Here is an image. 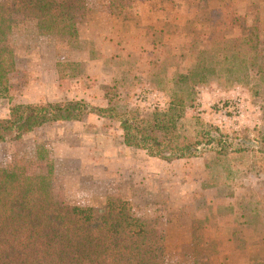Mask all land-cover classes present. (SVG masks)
Masks as SVG:
<instances>
[{"label":"trees","instance_id":"obj_1","mask_svg":"<svg viewBox=\"0 0 264 264\" xmlns=\"http://www.w3.org/2000/svg\"><path fill=\"white\" fill-rule=\"evenodd\" d=\"M130 1L134 0H112L114 5ZM87 7V0H8L0 5V97L9 96L17 70L15 49L5 43L15 19L34 21L39 30L77 46L78 15ZM208 22L205 30L188 36L179 32L168 36L148 27L144 39L133 47L143 56L152 55L145 61V72L160 76L163 90L169 93L165 110H156L149 118L138 109L121 110L116 103L119 87L106 85L107 106L85 99L12 105L8 116L0 117V144L20 141L50 124L97 116L118 123L124 144L150 157L186 162L200 158L198 169L207 176L208 216L214 223L206 217L193 220V243L205 247L195 264H230L232 257L234 264H264V196L253 207L247 190L229 205L226 200L235 198V193H223L227 181H210L223 178L228 161L264 159V131L225 133L210 126L192 133L180 127L198 87L239 73L264 81L263 30L239 16L229 2L209 11ZM258 168L264 172V162ZM54 178L50 159L42 174L31 173L15 157L0 166V264H167L166 226L172 215L145 216L113 197L99 210L58 202ZM218 226L229 228V245L211 234Z\"/></svg>","mask_w":264,"mask_h":264},{"label":"rangeland","instance_id":"obj_2","mask_svg":"<svg viewBox=\"0 0 264 264\" xmlns=\"http://www.w3.org/2000/svg\"><path fill=\"white\" fill-rule=\"evenodd\" d=\"M227 2L249 23L259 24L264 38V0H134L124 5H114L112 0H87V9L78 15L80 41L77 46H69L52 33L39 30L34 21L17 17L5 41L15 49L17 70L11 79L9 96L0 97V117L8 116L12 105L59 102V98L80 100L86 96L85 100L93 105L107 106L103 87L113 84L120 90L116 103L121 110L138 109L146 118L156 110H165L169 93L163 90L160 76L145 72V61L152 55L143 56L133 47L144 39L148 27L163 30L168 36L203 31L209 23V11ZM7 3L8 0H0V5ZM196 91L195 103L180 121L183 131L194 133L210 126L225 133L254 135L264 131L262 78L251 74L246 79L243 73L225 75ZM95 120L121 131L118 123L97 116L83 123L88 125ZM63 124H50L20 141L1 143L0 166L15 157L23 160L31 173L42 174L46 171V160L50 159L54 162L58 202L99 210L113 197L127 202L145 216L160 214L166 219L172 215V223L166 226L167 264H195L204 255L205 247L193 243L192 231L195 217L201 220L206 217L207 222L214 223L208 216L209 199L204 196L207 176L198 169L202 159L168 161L158 180L160 186L154 185L144 171L136 174L127 169L128 163H125V169H120L113 179L104 180L105 187L97 188L89 174L80 177L77 161L60 162L56 158L57 133H62L59 125ZM263 162L262 156L228 161L222 170L223 178L210 181H227L223 193H235V198L226 200L229 205H234L236 197L250 190L254 207L264 196V172H258V165ZM66 176L71 180L69 188L65 187ZM156 186L162 189L156 190ZM211 234L230 244L229 228L218 226L211 229ZM234 262L232 257L229 263Z\"/></svg>","mask_w":264,"mask_h":264},{"label":"crops","instance_id":"obj_3","mask_svg":"<svg viewBox=\"0 0 264 264\" xmlns=\"http://www.w3.org/2000/svg\"><path fill=\"white\" fill-rule=\"evenodd\" d=\"M62 96L64 97L65 95L62 94ZM73 99L77 98H59L57 100L69 101ZM84 99H86V96ZM46 102L55 101L46 100ZM86 124L74 122L59 125L62 128V133H57L56 142L58 141V147L56 148L55 156L58 161H77L79 163L80 177L89 174L93 181V186L97 188L105 185L104 180L113 179L118 171H122L120 169H125L123 168L125 163H128L127 169L133 170L136 174L144 171L143 174L146 173L154 185H161L158 180L161 178L162 169L168 166V161L150 157L144 150L126 146L122 130L114 131V128H108L106 124L97 120L92 121L88 125ZM85 126L89 127L86 129ZM167 179L164 178V180ZM65 180V187L69 188L71 180L68 176L65 177ZM159 186H156V190L162 189ZM164 193H168V191ZM101 197H104V195L102 194Z\"/></svg>","mask_w":264,"mask_h":264}]
</instances>
